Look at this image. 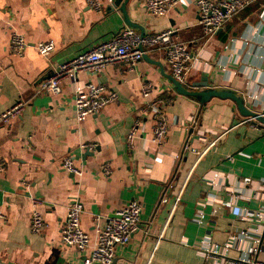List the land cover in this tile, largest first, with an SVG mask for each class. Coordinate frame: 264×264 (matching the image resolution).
Here are the masks:
<instances>
[{
  "label": "crops",
  "instance_id": "crops-1",
  "mask_svg": "<svg viewBox=\"0 0 264 264\" xmlns=\"http://www.w3.org/2000/svg\"><path fill=\"white\" fill-rule=\"evenodd\" d=\"M102 1L95 11L86 0H0V112L18 100L24 104L9 123H0V264H82L83 254L59 238L76 199L84 208L81 226L92 238L114 210L140 202L139 227L117 248L113 264H217L223 257L206 259L203 246L233 241L227 256L237 259L254 236L263 239L264 259V124L245 121L236 101L179 92L160 50L148 51L133 68L77 72L57 94L38 89L54 65L123 27L143 34L171 28L191 52L186 91L231 90L246 109L262 113L264 0L239 10L209 38L193 0L163 15L149 13L144 0ZM13 33L29 44L20 54L10 49ZM48 40L54 49L42 56L35 44ZM90 80L118 97L77 121L73 91ZM145 83L151 84L147 97ZM152 100L167 101L161 145L151 142L154 119L146 104ZM192 122L194 130L188 129ZM67 157L80 174L64 168ZM105 164L109 174L102 172ZM34 199L46 222L36 234L30 230ZM255 212L258 219H245Z\"/></svg>",
  "mask_w": 264,
  "mask_h": 264
},
{
  "label": "built area",
  "instance_id": "built-area-1",
  "mask_svg": "<svg viewBox=\"0 0 264 264\" xmlns=\"http://www.w3.org/2000/svg\"><path fill=\"white\" fill-rule=\"evenodd\" d=\"M90 8L100 11L102 0H86ZM182 0H144L145 7L152 15H163L180 3ZM254 0H193L197 15L198 24L204 37H212L225 26V24L239 10L248 6ZM174 29H165L154 34L138 33L130 27H123L109 39L101 40L89 49L77 53L75 56L57 63L53 66L50 75L38 86L44 93L57 94L61 91V84L65 80H73L77 72L86 71L95 74L104 67L115 64H123L128 68H133L143 59L148 51L160 50L168 65L172 78L187 86V75L191 52L186 42L179 40ZM24 36L13 33L10 38V49L15 53H22L28 46ZM35 48L42 56H49L54 49L52 41H41L35 44ZM150 83L143 86V95L148 96ZM117 93L100 83L85 81L76 86L73 91V110L77 121L84 120L87 116L97 113L107 104L117 99ZM167 101L152 100L146 104V109L153 112V125L151 128V142L161 145L167 138L168 123L162 108ZM23 102L18 100L0 112V123L7 124L18 115L23 109ZM250 118L245 121H249ZM191 130L195 129V124L190 125ZM135 126L131 127L127 136L128 147L133 144L135 136ZM221 133L216 134L220 137ZM192 136V135H190ZM188 150V146H185ZM204 152V151H203ZM199 154L200 151L196 150ZM63 166L68 171L80 174V169L75 166L69 157L63 160ZM102 172L109 174L110 169L107 164L102 166ZM179 199V194L176 196ZM161 201H166L163 196ZM33 210L30 217V230L33 233H40L45 227V219L39 210L40 201L34 199ZM229 205V203L224 202ZM141 204L136 199H131L126 205L114 210L107 217L105 223L96 226L94 238L90 236L81 226V215L84 211L83 204L76 199L67 206L66 214L60 223L59 238L65 247H71L83 254L82 264H113L116 250L119 246L126 244L132 234L138 229L140 223ZM264 210V206L261 208ZM261 213H250L248 220L258 219ZM202 211L196 212L195 219L200 221L203 218ZM262 238L254 236L247 253L237 259H229L228 251L233 247V241L223 244L208 243L203 246L202 253L206 259H214L222 256L223 260L217 264H264L261 258L260 245Z\"/></svg>",
  "mask_w": 264,
  "mask_h": 264
},
{
  "label": "water",
  "instance_id": "water-1",
  "mask_svg": "<svg viewBox=\"0 0 264 264\" xmlns=\"http://www.w3.org/2000/svg\"><path fill=\"white\" fill-rule=\"evenodd\" d=\"M116 1L113 3V6H116ZM145 57V56H144ZM171 81L173 82V84L175 85V87L177 88V90L181 93H186V94H190V95H197V96H211V95H215V96H219V97H230L232 98L234 101H236V104L238 106V108L240 109V111L242 112L243 116L247 117V118H254L255 120H257L258 122L264 124V112L262 113H258V112H254L252 110H248L245 108L244 106V101L242 100L241 97L237 96L233 91L231 90H204L202 92H189L186 91L184 86L179 83L178 81H176L174 78H172V76L170 77Z\"/></svg>",
  "mask_w": 264,
  "mask_h": 264
}]
</instances>
